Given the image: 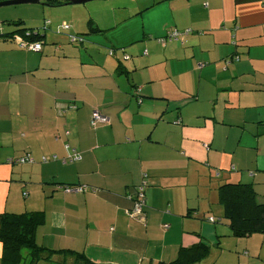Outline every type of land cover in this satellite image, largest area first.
Here are the masks:
<instances>
[{
  "label": "crops",
  "instance_id": "obj_1",
  "mask_svg": "<svg viewBox=\"0 0 264 264\" xmlns=\"http://www.w3.org/2000/svg\"><path fill=\"white\" fill-rule=\"evenodd\" d=\"M45 2L43 19L72 6ZM91 2L80 46L51 23L41 52L21 50V31L0 28V213H43L34 240L51 257L34 264H169L197 242L211 248L193 264H264V233L207 218L222 182L264 202V0ZM96 110L107 122L91 124Z\"/></svg>",
  "mask_w": 264,
  "mask_h": 264
},
{
  "label": "trees",
  "instance_id": "obj_2",
  "mask_svg": "<svg viewBox=\"0 0 264 264\" xmlns=\"http://www.w3.org/2000/svg\"><path fill=\"white\" fill-rule=\"evenodd\" d=\"M53 1L58 2V4H65V0ZM89 23V31H100V29L93 26L91 22ZM3 24H11V28L17 27L16 30L21 31L22 34L18 39V46L22 50L20 42L28 44L33 42L41 43L38 41V39L41 38L39 34L45 32L44 30L50 26L51 21L44 20L42 28L32 24L22 27V20L20 18L16 20L3 18L0 20V28H2ZM68 28H70L69 24ZM52 30L56 34L65 35L64 38L67 44L80 46L84 41L83 32L68 33L66 32L67 29L62 28H52ZM50 43L54 45L59 44L56 41ZM42 45L44 46L45 43L42 42L41 48L37 51L27 49L23 50L41 52L43 50ZM115 50V47L110 46L107 53L112 56ZM125 56L126 54L124 57ZM96 113L106 118V121L97 120L94 124H92L91 120L92 125L107 122V116L102 115L98 110H96ZM69 158V160H72L71 157ZM52 159H55V157ZM65 187L70 188L69 186ZM217 193L218 202L223 208V217L229 221L228 227L233 236L247 237L256 232L264 233V202H260L257 199L256 192L251 184L243 182H222L217 187ZM210 221L216 222L217 220L213 218V220ZM42 222L43 213L41 211L0 213L2 264H34L41 258L50 260L51 253H42L45 248L38 245L34 240L35 228ZM210 248V245L206 242H197L188 247H181L178 251L177 257L173 261L169 262V264H193L206 257L210 252Z\"/></svg>",
  "mask_w": 264,
  "mask_h": 264
},
{
  "label": "rangeland",
  "instance_id": "obj_3",
  "mask_svg": "<svg viewBox=\"0 0 264 264\" xmlns=\"http://www.w3.org/2000/svg\"><path fill=\"white\" fill-rule=\"evenodd\" d=\"M94 2V1H92ZM91 1H88L86 3L83 4H76V5H72V6H68L70 9H67L66 11H62V10H49L46 16L51 17L52 20H50L48 17H45V19H43L42 14L40 12L37 11V8H32L33 5L35 4H19V5H13V6H4V7H0V11H5V10H12L13 8H19L18 10H20L19 12H14V11H5V15L7 16H14L16 17V15H23L24 17H26V21L27 25L32 24V25H37L40 26V28H42L43 22L44 20H50L51 21V28L55 29L58 28L60 29V26L63 23H67L71 24V30L70 28H67L66 32H80L81 30H79V27H81V25H83L84 23H86L88 21V13L87 10L88 8L91 6V4H93ZM77 8V10H81V12H76L75 10H72V8ZM94 16V20L99 19V14L98 12H94L93 13ZM66 21V22H65ZM75 21L76 24H72L71 22ZM36 27V26H34ZM76 31H75V30ZM37 31V30H36ZM114 32V31H113ZM84 33V32H83ZM115 34L110 32L107 35H113ZM88 34H84L83 37L87 36ZM109 38V37H108ZM108 52V50H106ZM123 53H120V56ZM110 56V55H109ZM219 204V203H218ZM215 202L210 203L211 207L213 210H217L218 214L216 215L215 213H213V215L217 216L218 218L215 225L216 226H220V225H227L229 226V221L223 217V211H221L218 208H222L221 205H218ZM209 214V213H208ZM208 219L213 218L212 216H208ZM210 221V220H209ZM212 222V221H210Z\"/></svg>",
  "mask_w": 264,
  "mask_h": 264
},
{
  "label": "built area",
  "instance_id": "obj_4",
  "mask_svg": "<svg viewBox=\"0 0 264 264\" xmlns=\"http://www.w3.org/2000/svg\"><path fill=\"white\" fill-rule=\"evenodd\" d=\"M62 29H67L68 28V24L63 23L61 25ZM188 31V30H186ZM180 35V31L173 29L171 31H168L167 34L162 37L159 38L157 41L160 43H164L167 39H176L178 36ZM20 47L22 49H27V50H32V51H37L41 48V43L39 42H33V43H25V42H20ZM144 54H146V51L143 52ZM127 57V55H126ZM97 120L99 121H106V118L100 116L99 114H97L96 112L93 113L92 115V124H94ZM55 156H52V158ZM80 158V156L75 153L73 155V157L71 156L72 160H78ZM47 158L44 156L42 157V160H46ZM26 160H30L29 159V155L21 157L18 159V161L20 162H24ZM66 191H69L70 188H65ZM134 206L130 212L131 216L139 221V222H144L145 220V216H144V212H143V205L145 202V195H144V182L142 184H140L139 186L136 187L135 193H134ZM210 220H213V218H210Z\"/></svg>",
  "mask_w": 264,
  "mask_h": 264
},
{
  "label": "water",
  "instance_id": "obj_5",
  "mask_svg": "<svg viewBox=\"0 0 264 264\" xmlns=\"http://www.w3.org/2000/svg\"><path fill=\"white\" fill-rule=\"evenodd\" d=\"M88 1H91V0H65V4L66 5H76V4H83ZM37 3L46 4L45 0H2L0 1V7L19 5V4H37Z\"/></svg>",
  "mask_w": 264,
  "mask_h": 264
}]
</instances>
